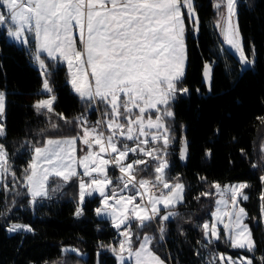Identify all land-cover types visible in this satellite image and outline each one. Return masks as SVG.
Listing matches in <instances>:
<instances>
[{"label": "snow or ice", "instance_id": "1", "mask_svg": "<svg viewBox=\"0 0 264 264\" xmlns=\"http://www.w3.org/2000/svg\"><path fill=\"white\" fill-rule=\"evenodd\" d=\"M237 5L238 0H216L214 7L220 17L216 27L224 42L239 54L240 64L246 67L255 61L244 52L239 26L235 23ZM182 9L187 10V21L195 35L199 31V18L194 0H0V27L5 28L7 36L24 45L30 42L28 34L35 37L34 59L45 77L44 91L52 93L53 89L40 52L47 53L51 60L67 63L68 83L84 102L86 111L104 105L101 118L90 125L84 114L69 121L63 113H56L54 95L37 100L33 104L37 113L46 110L66 124L74 123L79 131L71 136L47 137L42 144H31L32 155L22 181L17 180L8 162L6 147L0 143V183L10 175L15 182L12 190L19 184L27 190L30 203H35L38 197L51 198L61 191L59 184L49 189L51 178H59L64 184L75 178L78 180L76 216L83 214L85 198L98 193L96 215L109 218L121 237L118 245L101 244L100 247H107L117 264L128 260L134 264H165L151 247L155 237L134 232L132 222L142 230L159 219L157 230L163 240L164 222L176 215L171 209L183 202L185 185L178 177L174 184L166 177L168 148L173 140L168 123L174 118L171 105L178 95L189 93L187 87L180 86L187 61V29ZM74 31L79 33V47ZM202 74L210 85V63H204ZM5 106L6 95L0 91V137L6 135ZM258 119L264 122V117ZM50 127L57 129L59 125L51 123ZM78 144L84 147L78 148ZM187 151V141L181 140V160L187 158ZM130 154L148 159L130 160ZM206 155L211 156L210 149ZM150 162H154L155 179L138 178V166ZM109 167L120 173L115 182L108 174ZM252 167L264 170V156L260 164ZM259 179L264 185V175ZM211 187L219 199L215 202L212 221L201 225L204 239L209 243L220 240L217 225L222 224L223 237L232 248L253 252L256 243L245 223L248 214L240 206L241 200L249 199L245 189L251 185L238 182L221 186L214 182ZM3 188L10 190L6 183ZM259 199L264 217V190ZM161 206L164 215H161ZM6 230L10 233L33 231L31 226L20 223H12ZM134 238L137 247L133 246ZM64 251L80 254L75 248ZM217 259L219 264H253V259L246 256L234 259L220 254ZM260 264H264V257H260Z\"/></svg>", "mask_w": 264, "mask_h": 264}, {"label": "trees", "instance_id": "2", "mask_svg": "<svg viewBox=\"0 0 264 264\" xmlns=\"http://www.w3.org/2000/svg\"><path fill=\"white\" fill-rule=\"evenodd\" d=\"M194 7L199 31L194 35L192 25L185 19L187 61L180 85L187 87L189 93L178 95L172 103L174 118L168 120L173 140L168 148L166 177L173 184L178 177L185 185L183 202L171 209L176 215L164 222L163 240L152 224L141 230L133 221V231L155 237L151 247L165 264H208V261L216 264L210 261L213 253L243 255L252 258L253 264H260V257H264V235L259 211V177L264 170L252 165L260 164L264 156V122L258 119L264 117V0H238L236 22L244 52L255 61L246 68L224 48L216 27L218 12L214 0H194ZM34 48L33 40L27 47L8 41L5 28L0 27V90L6 95L3 120L6 135L0 137V143L5 145L8 162L20 181L31 159V144L79 131L74 123L66 124L46 110L37 113L33 107L37 100L49 97L42 91L43 79L34 63ZM44 59L52 94L56 97L55 112L63 113L69 121L84 114L89 124H94L100 114L93 107L85 110L84 102L68 83L66 66L48 57ZM206 62L212 67L209 87L202 77ZM99 107L102 113L104 105ZM51 123L59 127L52 129ZM181 140H186L188 146L185 161L179 154ZM209 149L211 156L206 155ZM138 168L139 178L155 179L154 162ZM108 174L115 182L119 171L109 167ZM214 182L221 186L233 182L251 185L245 189L249 199L241 200L240 204L248 214L245 222L256 243L253 252L232 248L223 233L220 240L211 243L204 239L201 225L211 218L216 195L211 187ZM5 183L9 191H4ZM14 183L8 175L0 184V264H117L113 253L107 247H100L118 245L121 237L108 218L96 216L98 195L86 198L83 214L76 216L77 179L64 184L59 178H51L49 189L59 184L61 191L51 198L37 199L33 206L25 188L17 184L12 190ZM205 192L213 195L202 196ZM164 214L162 208L161 215ZM16 222L28 224L33 231L8 233L9 224ZM133 246H138L135 238ZM73 248L80 254L64 251Z\"/></svg>", "mask_w": 264, "mask_h": 264}, {"label": "rangeland", "instance_id": "3", "mask_svg": "<svg viewBox=\"0 0 264 264\" xmlns=\"http://www.w3.org/2000/svg\"><path fill=\"white\" fill-rule=\"evenodd\" d=\"M216 3V0H214V4ZM217 10V9H216ZM182 11L184 12V14H185V19L187 18V10L186 9H182ZM217 12H218V10H217ZM220 17H219V15H218V19H219ZM218 21V20H217ZM235 23H237L236 22V17H235ZM1 28H3V27H1ZM218 30H220L219 28H218ZM73 35H74V38H75V40H76V43H77V46L79 45V33L77 32V31H74V33H73ZM220 35H221V33H220ZM241 37V36H240ZM6 38H7V40L8 41H10V42H14V43H16L17 45H23V46H25V47H27V45H24V44H21V43H19V42H17V41H15L13 38H10V37H8L7 36V34H6ZM28 38H29V41L30 40H33V42H34V46H35V50H34V52H33V56H34V54L36 53V41H35V37H34V35L33 34H28ZM221 38L223 39V44H224V48H226L228 51H230L231 53H233L238 59H239V54L234 50V49H232L229 45H227L225 42H224V37H223V35H221ZM79 47V46H78ZM39 55H40V57L45 61V59H44V57H48L47 56V53H45V52H40L39 53ZM246 55V54H245ZM247 56V55H246ZM49 58V57H48ZM50 59V58H49ZM51 60V59H50ZM54 61V60H53ZM36 62V61H35ZM54 62H59V63H63L65 66H66V69H67V72H68V67H67V63L66 62H64V61H61V60H55ZM37 64V66H38V68L40 69V66H39V64L38 63H36ZM46 65V64H45ZM249 66H251V65H248V66H246V67H249ZM47 67V66H46ZM246 67H243L242 66V68H246ZM40 71H41V69H40ZM202 77H203V74H202ZM44 78L45 77H43L42 76V79L44 80ZM68 79H69V77H68ZM203 81H204V77H203ZM205 82V81H204ZM205 84H206V86L207 87H209L210 85L208 84V83H206L205 82ZM0 91H2V90H0ZM42 91L43 92H46V91H44V89H43V84H42ZM47 93V92H46ZM47 94H49V96L50 95H53L52 93H47ZM49 98V97H48ZM171 107H172V105H171ZM93 108L94 109H97V107L96 106H93ZM97 111L99 112V114H100V117L98 118V119H100L101 118V110H100V107H99V109H97ZM173 111V110H172ZM91 125V124H90ZM127 143H129V144H132V142L131 141H127ZM84 146L83 145H79L78 144V148H83ZM180 147H181V145H180ZM180 154V153H179ZM78 155H83V152H78ZM137 158H142V159H148L147 157H137V156H133V155H131L130 154V157H129V159L130 160H133V159H137ZM182 161H185V160H182ZM118 170V169H117ZM78 171L79 172H81L82 173V169H79L78 168ZM119 175H120V173H119ZM8 175H6L5 176V178L7 177ZM139 178V177H138ZM84 179L85 180H88V178L87 177H84ZM5 180V179H4ZM177 182V181H176ZM175 182V183H176ZM179 182H181V181H179ZM182 183V182H181ZM235 183H238V182H233V183H226V184H224V185H227V184H235ZM1 184V183H0ZM94 195H98L99 196V194L98 193H96V194H94ZM100 197V196H99ZM39 198H41V197H38L37 199H39ZM86 198H88V197H86ZM85 198V199H86ZM37 199H36V201H37ZM217 199H219V196L216 194L215 195V198H214V206H213V210H212V213L216 210V200ZM30 201H31V197H30ZM35 201V202H36ZM35 203H30V205L31 206H33ZM77 204H78V193H77ZM99 206V205H98ZM240 206H242L241 204H240ZM161 209H162V206H161ZM212 213H211V218H210V220H207V222H211L212 221ZM95 214H96V212H95ZM97 216V215H96ZM97 217H99V218H107V217H101V216H97ZM109 219V218H108ZM110 220V219H109ZM225 220H226V218H225ZM111 221V220H110ZM206 222V221H205ZM204 222V223H205ZM16 223H19V222H16ZM246 223V222H245ZM10 224H12V223H10ZM9 224V225H10ZM20 224H25V223H20ZM153 226H154V228H155V230H156V232H157V234H158V236H159V239H160V233L158 232V227H159V222H158V220H156L155 221V223L154 222H152L151 223ZM25 225H28V224H25ZM217 227H218V229L220 230V233H223V225L222 224H218L217 225ZM19 231H23V230H19ZM8 233H10V232H8ZM12 233H14V232H12ZM11 234V233H10ZM222 237V236H221ZM220 254H223V253H213V255H212V259L210 260L211 262H214L215 261V263L216 264H219V260L217 259V257L220 255ZM225 255H227V256H230L229 254H225ZM243 256V255H242ZM239 257H241V256H238V257H233L234 259H237V258H239ZM210 262L208 261V264H209ZM56 264H63V263H61V262H58V263H56Z\"/></svg>", "mask_w": 264, "mask_h": 264}, {"label": "water", "instance_id": "4", "mask_svg": "<svg viewBox=\"0 0 264 264\" xmlns=\"http://www.w3.org/2000/svg\"><path fill=\"white\" fill-rule=\"evenodd\" d=\"M221 33V32H220ZM222 35V34H221ZM262 175H264V173L262 174ZM261 176V175H260ZM260 178V177H259ZM260 180V179H259ZM260 185H261V191L262 190H264V185H262L261 184V182H260ZM261 191H260V193H261ZM261 204H262V202H261V200L259 199V211H260V216H261ZM261 221H262V225H263V235H264V217H262L261 216Z\"/></svg>", "mask_w": 264, "mask_h": 264}, {"label": "crops", "instance_id": "5", "mask_svg": "<svg viewBox=\"0 0 264 264\" xmlns=\"http://www.w3.org/2000/svg\"><path fill=\"white\" fill-rule=\"evenodd\" d=\"M34 63H35V65L37 66V64H36V62H35V59H34ZM37 67H38V66H37ZM126 262H130L131 264H134V262L131 261V260H128V261H126Z\"/></svg>", "mask_w": 264, "mask_h": 264}, {"label": "built area", "instance_id": "6", "mask_svg": "<svg viewBox=\"0 0 264 264\" xmlns=\"http://www.w3.org/2000/svg\"><path fill=\"white\" fill-rule=\"evenodd\" d=\"M152 191H153V192H155V191H156V189H155V188H153V189H152ZM154 223H155V222H154Z\"/></svg>", "mask_w": 264, "mask_h": 264}]
</instances>
